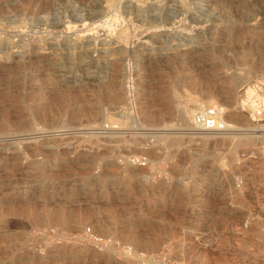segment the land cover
I'll list each match as a JSON object with an SVG mask.
<instances>
[{
	"label": "rangeland",
	"instance_id": "rangeland-1",
	"mask_svg": "<svg viewBox=\"0 0 264 264\" xmlns=\"http://www.w3.org/2000/svg\"><path fill=\"white\" fill-rule=\"evenodd\" d=\"M261 134L264 0H0V264H264Z\"/></svg>",
	"mask_w": 264,
	"mask_h": 264
},
{
	"label": "bare ground",
	"instance_id": "bare-ground-1",
	"mask_svg": "<svg viewBox=\"0 0 264 264\" xmlns=\"http://www.w3.org/2000/svg\"><path fill=\"white\" fill-rule=\"evenodd\" d=\"M111 20H112V18H107V19H105V20H103L100 24H97V26H96V28H104V27H108L110 24H111ZM113 21V20H112ZM115 21V20H114ZM111 27V26H110ZM94 28V27H93ZM24 61V60H23ZM250 78V76H248V77H246V78H241V79H239L238 77H230L229 79H228V82L229 83H234V85L235 84H237V83H239V82H242V81H245V80H248ZM195 82V81H194ZM212 92V91H211ZM215 93V92H214ZM228 93H229V90H227V91H225V94L227 95V96H229L228 95ZM214 94H213V92L212 93H210L209 94V97H212ZM208 96V95H207ZM215 97V96H214ZM202 103H206V101H199V100H197V101H195V102H193V103H188L187 105H185V106H183V107H181V114H180V117H181V120H182V122H183V124L184 125H186V126H189V128H187V129H183L182 131H184V133H186V134H189L190 135V137L191 136H195V137H197V136H203V137H209V136H213L214 137V135H228V136H231V137H235V136H239V138L241 139V138H254V137H256V135H257V132H259V130H257V127L258 126H256L254 123H250V125H248V127L246 126V128H239V127H237L236 125H232V124H229V122H228V126H229V129H228V131L227 132H224V133H200V132H196V131H194V129H193V127H192V129L190 128L191 126H192V120H193V117H194V113H195V110L196 109H198V108H196V107H201L202 106ZM214 106H216V105H214ZM217 108H219L218 106H216ZM200 109V108H199ZM223 108H219V110L223 113V110H222ZM224 109H226V107H224ZM226 111V110H225ZM223 116V119L224 120H226L225 118H224V115H222ZM235 119H238V117L237 118H235ZM236 121V120H235ZM181 122V123H182ZM227 122V121H226ZM243 123H245V122H243ZM238 124V123H237ZM242 124V123H241ZM244 125V124H243ZM185 126V127H186ZM86 130V129H85ZM99 130V129H98ZM97 130V131H98ZM105 130V129H104ZM173 130V129H172ZM232 130V131H231ZM44 131V130H43ZM48 131V130H47ZM161 131V130H160ZM261 132L263 131V130H260ZM41 132V131H40ZM159 132V131H158ZM181 132V131H180ZM180 132H178V133H180ZM45 133V132H44ZM47 133V132H46ZM56 133H58V132H56ZM60 133V132H59ZM79 133V132H78ZM102 133H108V131H103ZM110 133V132H109ZM121 133H123L122 131H118V132H115L114 131V134H121ZM36 134V133H35ZM183 134V133H182ZM41 135H42V133H41ZM101 135V134H100ZM103 135V134H102ZM111 135V134H110ZM197 135V136H196ZM105 136V135H104ZM188 136V135H187ZM227 136V137H228ZM259 136H262V137H264V134H261V135H259ZM48 137H50V135L48 136ZM101 137H103V136H101ZM110 137V136H109ZM202 137V138H203ZM35 138V137H34ZM210 138V137H209ZM230 138V137H229ZM237 138V137H236ZM24 139V138H23ZM28 139V138H27ZM31 139H33V138H31ZM204 139V138H203ZM31 141V140H30ZM244 141V140H243ZM33 142V141H32ZM206 143V142H205ZM28 207H30V206H28ZM26 209H28V208H26ZM31 209H32V207H31ZM35 209V208H34ZM34 209H33V211H34ZM24 210V209H23ZM22 210V211H23ZM29 210V209H28ZM35 212V211H34ZM39 211H37V213H38ZM54 212V211H53ZM32 213V212H31ZM53 214V213H52ZM55 214V213H54ZM51 217V216H50ZM63 217H64V214H63ZM66 217V216H65ZM42 219V218H41ZM67 219V218H66ZM72 219H70V221H71ZM42 222V221H41ZM111 232V231H110ZM131 241V240H130ZM129 241V242H130Z\"/></svg>",
	"mask_w": 264,
	"mask_h": 264
},
{
	"label": "built area",
	"instance_id": "built-area-1",
	"mask_svg": "<svg viewBox=\"0 0 264 264\" xmlns=\"http://www.w3.org/2000/svg\"><path fill=\"white\" fill-rule=\"evenodd\" d=\"M223 113L216 106L201 107L193 117L192 127L200 133H224L229 124L223 119Z\"/></svg>",
	"mask_w": 264,
	"mask_h": 264
}]
</instances>
